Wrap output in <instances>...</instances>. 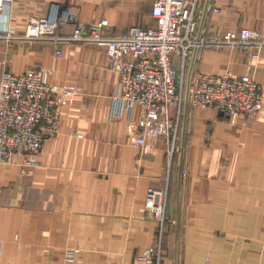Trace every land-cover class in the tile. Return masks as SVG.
Here are the masks:
<instances>
[{
    "label": "crops",
    "instance_id": "obj_1",
    "mask_svg": "<svg viewBox=\"0 0 264 264\" xmlns=\"http://www.w3.org/2000/svg\"><path fill=\"white\" fill-rule=\"evenodd\" d=\"M188 1L204 36L264 30V0ZM153 3L14 0L1 17L20 33L27 17L58 4L85 26L107 20L110 32L122 34L134 25L155 28ZM32 68L49 85L78 92L62 107L59 134L44 142L38 167L20 156L0 162V264H62L66 250L77 251L73 264H155L139 259L159 241L145 206L150 188L168 191L160 264H264V111L246 119L183 106L169 158L164 138L145 151L134 145L128 121L139 119V107L112 116L118 74L104 47L0 40V78ZM193 72L248 74L264 87V53L251 60L245 50L200 49Z\"/></svg>",
    "mask_w": 264,
    "mask_h": 264
},
{
    "label": "built area",
    "instance_id": "obj_2",
    "mask_svg": "<svg viewBox=\"0 0 264 264\" xmlns=\"http://www.w3.org/2000/svg\"><path fill=\"white\" fill-rule=\"evenodd\" d=\"M14 0H0V40L48 44H90L104 47L111 68L118 74L119 94L112 98L111 114H131L140 108L137 121L129 119L128 131L139 151L164 138L167 155L178 147L184 79L194 48L245 50L251 60L264 53V30L241 29L236 34L204 36L197 41L195 1L154 0L151 17L155 28L134 25L125 33L113 34L107 20L85 26L68 7L50 5L45 16H29L22 32L2 21L3 12ZM216 11V10H215ZM8 22V17H7ZM71 26L69 33L62 27ZM57 57L61 52L56 50ZM78 92L71 86L49 85L40 69L0 78V162L23 157L24 165L38 167L45 141L60 131L61 109ZM189 105L212 108L229 117L254 119L264 111V87L248 74L212 76L193 72ZM167 189L150 188L145 206L159 225L156 248L139 258L160 264L162 235L167 224ZM77 251L63 253L62 264H73Z\"/></svg>",
    "mask_w": 264,
    "mask_h": 264
},
{
    "label": "water",
    "instance_id": "obj_3",
    "mask_svg": "<svg viewBox=\"0 0 264 264\" xmlns=\"http://www.w3.org/2000/svg\"><path fill=\"white\" fill-rule=\"evenodd\" d=\"M207 8H208V5H207ZM206 11H207V9L204 10V15H203L204 17H205ZM202 32H203V22L201 21V23L199 25L198 32H197V41H199V39L201 38ZM197 51H198V46H196L194 48L193 55H192V58H191V61H190V64H189V67L187 70L185 91H184V104H183L185 110H187V108L189 106V88H190V83H191V79H192V75H193L194 62H195V57H196ZM183 150H184V139H183L182 148H181V155L182 156H183ZM180 172H181V169H180ZM180 178H181V176H180ZM178 194H179V191H178ZM178 201L179 200H177V205H178Z\"/></svg>",
    "mask_w": 264,
    "mask_h": 264
},
{
    "label": "rangeland",
    "instance_id": "obj_4",
    "mask_svg": "<svg viewBox=\"0 0 264 264\" xmlns=\"http://www.w3.org/2000/svg\"><path fill=\"white\" fill-rule=\"evenodd\" d=\"M185 83H186V76H185V79H184V91H185Z\"/></svg>",
    "mask_w": 264,
    "mask_h": 264
}]
</instances>
